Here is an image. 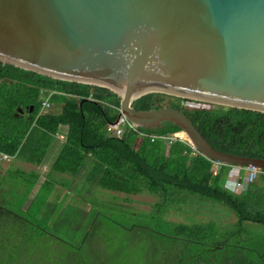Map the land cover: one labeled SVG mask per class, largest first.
Returning <instances> with one entry per match:
<instances>
[{"label": "trees", "instance_id": "trees-1", "mask_svg": "<svg viewBox=\"0 0 264 264\" xmlns=\"http://www.w3.org/2000/svg\"><path fill=\"white\" fill-rule=\"evenodd\" d=\"M48 91H53L49 107L55 104L57 111L39 113ZM160 96L141 95L131 106L160 108ZM173 98L166 106L180 109L210 146L264 159V112L196 101L185 107L182 104L188 99ZM118 105L119 97L105 88L53 79L0 62V153L38 165L63 127V144L51 171L74 176L86 166L84 184L95 183L102 190L125 195L145 192L154 196L144 213L146 223L130 226L137 243L136 264H264V242L251 240L249 225H264V172L235 193L225 184L229 167L221 164L213 174L211 161L192 154L184 141L166 145L133 131L120 138L108 136L104 125L115 120L114 106ZM18 107L21 113H16ZM137 128L153 133L178 131L187 140L170 121L156 128ZM14 173L17 182L11 188L19 194L17 206L13 211L0 205V252L7 260L14 257L12 252L20 243L32 241L34 226L39 235L48 233L37 215L54 184L50 176L45 178L23 208L38 174L33 170ZM198 201L228 206L235 220L222 225L213 218L201 221L189 216L190 223L167 218L170 211L188 214V207Z\"/></svg>", "mask_w": 264, "mask_h": 264}, {"label": "water", "instance_id": "water-1", "mask_svg": "<svg viewBox=\"0 0 264 264\" xmlns=\"http://www.w3.org/2000/svg\"><path fill=\"white\" fill-rule=\"evenodd\" d=\"M0 62L105 88L139 127L170 121L201 156L264 169L210 146L180 109L131 106L164 93L264 112V0H0Z\"/></svg>", "mask_w": 264, "mask_h": 264}, {"label": "rangeland", "instance_id": "rangeland-1", "mask_svg": "<svg viewBox=\"0 0 264 264\" xmlns=\"http://www.w3.org/2000/svg\"><path fill=\"white\" fill-rule=\"evenodd\" d=\"M160 95L163 106H166L169 101H175L173 97H177L164 93H160ZM193 101L195 100L188 99L181 104L185 107H192ZM208 105L218 104L208 103ZM45 110L55 112L57 105H51ZM60 142L58 137L53 139L49 149L45 152V159L51 155L54 149L57 150ZM227 166L229 168L225 177L228 183L227 187H229L232 186L237 175L244 178L245 171L237 169L236 166ZM16 182L17 177L15 178L14 172L0 177V189H4V191H0V205L13 211L19 198V194L16 191L13 194L11 188ZM117 197L119 199L116 200L108 196L101 199L93 198L92 195V199L89 201L91 209L87 216L85 208L77 216L71 204H64L61 213L59 212L60 214L58 213L54 217L55 219L52 218L55 220L54 223L59 221L55 224H52L48 217L40 216L38 219L46 223L43 226L48 233L39 235L38 228L34 226L31 230L32 241L26 244L20 243L21 246L17 250H13L14 257L11 260H7L4 257L5 254L0 252V264H136L137 243L135 231L130 226L146 223L148 219L144 213L149 210L155 197L145 192L136 195L117 194ZM209 203L198 201L195 206L188 207L190 210L188 214L170 211L167 218L187 223H190L189 216L193 220L201 221L213 218L222 225L235 220L228 206L219 202ZM61 205L62 201L58 206ZM55 210L58 212V209ZM138 213L143 215H138ZM59 216L61 217L58 218ZM249 225L251 240L264 242V225L256 223Z\"/></svg>", "mask_w": 264, "mask_h": 264}, {"label": "crops", "instance_id": "crops-1", "mask_svg": "<svg viewBox=\"0 0 264 264\" xmlns=\"http://www.w3.org/2000/svg\"><path fill=\"white\" fill-rule=\"evenodd\" d=\"M59 136H61L62 138H60ZM55 137H58V139L61 141L60 145L57 147V150L54 149L51 155L46 159L44 154L41 162L38 165H33L31 163L22 161L20 159L11 156H7V158H3L2 153H0V177H4L9 172H15V171L17 172L18 170L28 171V172L33 170L38 174V179L35 185L33 186L28 198L26 199V202H24L23 208L26 207L28 201L31 199V197L39 187L40 183L49 176H50V181L53 182L54 184L41 210L39 211L37 218H40V216L48 217L49 220L51 219L52 224L55 221L54 217H56L58 213L59 212L61 213V211L63 210L64 204L66 205L71 204L75 210L76 213L75 215L77 216L82 211H84L83 208H85V210L87 211L86 213L87 215L88 212L90 211L89 201H91L92 195L93 198L103 199L108 196L111 199L116 200L118 198L117 194H122V193L102 190L99 187H97L95 183L84 184L83 176L85 174V171H87L88 169L86 166L81 167L79 172L74 176L51 171L50 166L54 161L61 145L63 144V127H61L58 130V132L55 134ZM236 168L238 169V167ZM225 184L228 183L225 181ZM0 191L2 192L4 191V189L1 188ZM61 201H62V205L58 206V204L61 203ZM117 206L120 205L117 204ZM55 209H58V212ZM60 217L61 216H59L58 218Z\"/></svg>", "mask_w": 264, "mask_h": 264}, {"label": "built area", "instance_id": "built-area-1", "mask_svg": "<svg viewBox=\"0 0 264 264\" xmlns=\"http://www.w3.org/2000/svg\"><path fill=\"white\" fill-rule=\"evenodd\" d=\"M52 93H53V91H48L47 94L44 97H42V99L40 101L39 113L42 111H45V109H47L49 107V100L48 99ZM114 108L117 110V116H116L115 120L111 121V122H106L104 125V131L108 136L120 138L126 131H133V132L137 133V135L141 138H143V137L148 138L149 141L161 140L166 145L170 144L171 142H173L175 140L184 141L189 146L192 154L198 153L197 150L189 142L188 139L186 140V139L180 138L177 135L178 131L171 132V133H153V132L140 131L137 128V127H139L138 125L129 121L121 113L119 105L114 106ZM59 137L62 138L61 136H59ZM2 157L7 158V155L2 154ZM211 163H212L211 172L214 174V173H216V171H217L218 167L221 165V163L218 161H211ZM236 167H238V169L244 170L245 176H244V178H241L240 176L237 175L233 181L232 186L230 185L228 187L231 191H233L235 193L242 191L247 184L253 182V180L255 179V177L257 176L258 173L264 172V171H262L264 169H259V168H255L252 166H245V167L236 166Z\"/></svg>", "mask_w": 264, "mask_h": 264}, {"label": "bare ground", "instance_id": "bare-ground-1", "mask_svg": "<svg viewBox=\"0 0 264 264\" xmlns=\"http://www.w3.org/2000/svg\"><path fill=\"white\" fill-rule=\"evenodd\" d=\"M134 94V93H133ZM133 97H134V95H133ZM183 132V131H182Z\"/></svg>", "mask_w": 264, "mask_h": 264}]
</instances>
